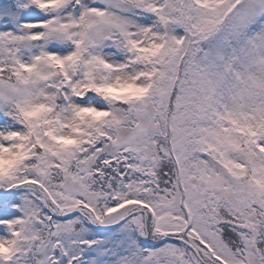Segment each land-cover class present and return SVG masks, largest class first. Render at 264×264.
I'll return each mask as SVG.
<instances>
[{"label": "snow or ice", "instance_id": "obj_1", "mask_svg": "<svg viewBox=\"0 0 264 264\" xmlns=\"http://www.w3.org/2000/svg\"><path fill=\"white\" fill-rule=\"evenodd\" d=\"M0 264H264V0H0Z\"/></svg>", "mask_w": 264, "mask_h": 264}]
</instances>
